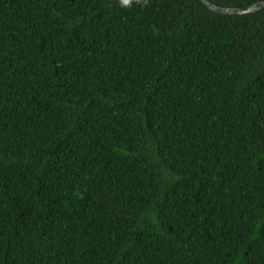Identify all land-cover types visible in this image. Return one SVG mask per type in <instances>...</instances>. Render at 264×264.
Segmentation results:
<instances>
[{
    "label": "trees",
    "instance_id": "trees-1",
    "mask_svg": "<svg viewBox=\"0 0 264 264\" xmlns=\"http://www.w3.org/2000/svg\"><path fill=\"white\" fill-rule=\"evenodd\" d=\"M0 264H264V9L0 0Z\"/></svg>",
    "mask_w": 264,
    "mask_h": 264
},
{
    "label": "water",
    "instance_id": "water-1",
    "mask_svg": "<svg viewBox=\"0 0 264 264\" xmlns=\"http://www.w3.org/2000/svg\"><path fill=\"white\" fill-rule=\"evenodd\" d=\"M201 1L203 5L208 9H210L212 12L221 15H253L256 12H259L264 9V1L256 3L255 4L257 5L256 10L247 14L243 13L241 8H223L213 4L210 0H201Z\"/></svg>",
    "mask_w": 264,
    "mask_h": 264
},
{
    "label": "clouds",
    "instance_id": "clouds-1",
    "mask_svg": "<svg viewBox=\"0 0 264 264\" xmlns=\"http://www.w3.org/2000/svg\"><path fill=\"white\" fill-rule=\"evenodd\" d=\"M133 2L140 5L141 7H148L150 0H118V4L124 8H130L132 6ZM256 8H257V5L254 4L251 7L242 9V12L247 14V13H250L252 11H255Z\"/></svg>",
    "mask_w": 264,
    "mask_h": 264
}]
</instances>
